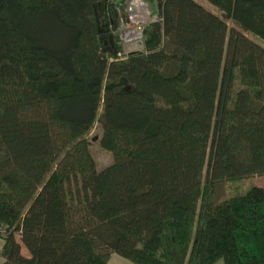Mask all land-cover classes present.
<instances>
[{"label":"trees","instance_id":"1","mask_svg":"<svg viewBox=\"0 0 264 264\" xmlns=\"http://www.w3.org/2000/svg\"><path fill=\"white\" fill-rule=\"evenodd\" d=\"M126 1L0 0L2 264H264V0Z\"/></svg>","mask_w":264,"mask_h":264},{"label":"rangeland","instance_id":"2","mask_svg":"<svg viewBox=\"0 0 264 264\" xmlns=\"http://www.w3.org/2000/svg\"><path fill=\"white\" fill-rule=\"evenodd\" d=\"M197 4L201 5L206 11H209L213 14H215V9H213L209 4H207L204 0H193ZM148 4V3H147ZM157 6V5H156ZM156 6H152L148 4V18L143 19L142 22L140 23L139 26L135 27V33H139V30L142 31L143 27L151 22H156L159 21V14L157 11ZM125 7V5H124ZM126 9V8H125ZM123 10L122 13L126 14V10ZM142 27V29H141ZM118 36L122 37L123 40H121V46H122V52L124 54L132 52V51H137L141 49V42L140 39H134L131 42H125L124 37H123V29H121V26H119L117 30ZM133 33H129L128 36H132ZM142 35V33H141ZM142 39V36H141ZM254 42L260 44L264 48V42L260 41L257 38L252 39ZM100 127L95 124L88 136V141H89V147H90V152L93 156V159L96 163L97 169L100 170L103 167L109 165L112 163L113 158L112 155L109 152L104 151L103 149L100 148L98 139L100 136ZM256 186L260 188H264V176H254L251 178H248L243 181V183H234V184H228L225 186L226 194L227 195H232L235 193H240L243 194L245 193L249 188ZM237 189V190H236ZM22 253L24 256L27 255V252L25 251L24 248H22ZM216 264H223L222 261H218Z\"/></svg>","mask_w":264,"mask_h":264},{"label":"built area","instance_id":"3","mask_svg":"<svg viewBox=\"0 0 264 264\" xmlns=\"http://www.w3.org/2000/svg\"><path fill=\"white\" fill-rule=\"evenodd\" d=\"M124 9L126 10V19L121 22L120 26L123 29L125 42L129 43L134 39H140L141 41V30H139V33H135V27L139 26L143 19L148 18V4L143 0H128ZM129 33H133V35L128 36ZM118 38L120 42L123 40L121 36H118Z\"/></svg>","mask_w":264,"mask_h":264},{"label":"crops","instance_id":"4","mask_svg":"<svg viewBox=\"0 0 264 264\" xmlns=\"http://www.w3.org/2000/svg\"><path fill=\"white\" fill-rule=\"evenodd\" d=\"M3 242L0 239V251L2 248ZM22 250V249H21ZM26 251V250H25ZM22 252V251H21ZM23 254V253H22ZM24 255V254H23ZM3 260L0 258V264H2ZM107 264H132L131 262H129L128 260L121 258L115 254H112L108 260Z\"/></svg>","mask_w":264,"mask_h":264},{"label":"water","instance_id":"5","mask_svg":"<svg viewBox=\"0 0 264 264\" xmlns=\"http://www.w3.org/2000/svg\"><path fill=\"white\" fill-rule=\"evenodd\" d=\"M124 5H125V4H123L122 7H121L122 12H123V10H124ZM122 17H123L124 19H126V15H125L124 13H122Z\"/></svg>","mask_w":264,"mask_h":264}]
</instances>
